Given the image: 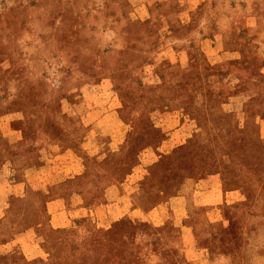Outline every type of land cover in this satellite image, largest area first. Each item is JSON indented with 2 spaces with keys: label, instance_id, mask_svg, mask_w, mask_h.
<instances>
[{
  "label": "rangeland",
  "instance_id": "1",
  "mask_svg": "<svg viewBox=\"0 0 264 264\" xmlns=\"http://www.w3.org/2000/svg\"><path fill=\"white\" fill-rule=\"evenodd\" d=\"M261 118L264 0H0V171L20 186L0 201V264H192L186 230L198 264H264ZM64 147L83 172L49 196L91 208L135 172L143 209L176 198L164 223L52 227L32 170Z\"/></svg>",
  "mask_w": 264,
  "mask_h": 264
},
{
  "label": "crops",
  "instance_id": "2",
  "mask_svg": "<svg viewBox=\"0 0 264 264\" xmlns=\"http://www.w3.org/2000/svg\"><path fill=\"white\" fill-rule=\"evenodd\" d=\"M105 116L106 114L102 118L105 119ZM95 124L98 125V123ZM93 138L94 136L90 135V137H87L86 139L88 142H91ZM165 142H169V140H166ZM43 149H46V147ZM42 159L43 162L39 168L32 170L33 173L36 174L33 178L39 177V179H43L41 185H43L42 189L44 193L47 194L46 209L49 214V221H51L52 227L56 229L70 227L75 223L76 217H87L89 215L96 224L103 227L110 226L115 220L120 218L148 220L157 224L164 223L168 212L171 211V208L173 207L172 202L176 200V198L172 199L171 197L164 198L152 208L143 209L136 203L131 194V191L136 189L137 186H134L130 181H137L140 178L135 172H132L130 176H127V178L120 183H111L105 186L104 201L91 208L87 207L80 191L78 190L72 191L68 196L69 198L58 193L57 195L49 196L51 191L50 186H53L55 183H65L67 179L70 180L76 178L79 173L83 172V168L80 166V162H78L77 158L69 154L67 147L55 152H51V150L47 151ZM55 161L63 164L66 163L67 168L52 167L53 165H51V163H56ZM0 172H2L0 175V201H3L8 196L12 195L15 190H18L20 186H17L16 183L9 179V173L7 170L1 169ZM45 172H48V175H50L49 177L56 181L51 183L49 181V184H47L45 179L46 176L43 174ZM60 177L61 179H59ZM208 179L215 181L217 178L209 177ZM73 186H77V184L75 183ZM215 192L218 198L216 199L217 202L230 200L231 197L236 195L235 190H224L222 187L215 189ZM184 196L186 197V195H181L179 198H183ZM181 216L182 214H179V216L175 217V221L181 223ZM185 234L187 235V239L185 240L187 257L192 261V264H198L201 258L205 257V250L197 248L195 243L190 240V237H188L190 236L188 230L185 231ZM19 237L23 238L22 236ZM30 237L31 236L28 235L24 238ZM38 256L41 257L43 255L40 254ZM201 264L206 263L202 262Z\"/></svg>",
  "mask_w": 264,
  "mask_h": 264
},
{
  "label": "trees",
  "instance_id": "3",
  "mask_svg": "<svg viewBox=\"0 0 264 264\" xmlns=\"http://www.w3.org/2000/svg\"><path fill=\"white\" fill-rule=\"evenodd\" d=\"M230 95V94H229ZM228 94L226 95V96H229ZM226 96H224V98H226ZM225 117V116H224ZM260 128H261V130H262V128H264V119L263 118H261V121H260ZM263 131V134L262 135H264V130H262ZM261 135V136H262ZM166 141V140H165ZM222 142H223V147L225 146V144H226V141H223L222 140ZM257 143L260 145V148H263L264 147V140L262 139V138H257ZM220 148H222V147H220ZM220 148H218L217 149V151L219 152V153H221L220 152ZM165 149V148H164ZM222 151V150H221ZM261 152H263V150L262 151H260V153ZM222 153H223V151H222ZM218 176V175H217ZM219 177V176H218ZM79 184H77V186H78ZM164 199V198H163Z\"/></svg>",
  "mask_w": 264,
  "mask_h": 264
}]
</instances>
